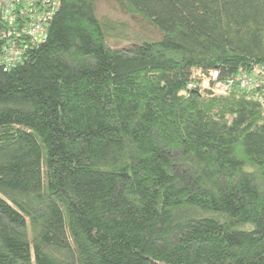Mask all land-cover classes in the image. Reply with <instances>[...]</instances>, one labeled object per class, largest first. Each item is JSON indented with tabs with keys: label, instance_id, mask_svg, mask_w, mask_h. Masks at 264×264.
Returning <instances> with one entry per match:
<instances>
[{
	"label": "trees",
	"instance_id": "obj_1",
	"mask_svg": "<svg viewBox=\"0 0 264 264\" xmlns=\"http://www.w3.org/2000/svg\"><path fill=\"white\" fill-rule=\"evenodd\" d=\"M118 1L161 37L114 48L99 0H61L0 63V264H264L257 91L188 87L264 63V0Z\"/></svg>",
	"mask_w": 264,
	"mask_h": 264
},
{
	"label": "built area",
	"instance_id": "obj_2",
	"mask_svg": "<svg viewBox=\"0 0 264 264\" xmlns=\"http://www.w3.org/2000/svg\"><path fill=\"white\" fill-rule=\"evenodd\" d=\"M60 7L61 0H0V16L6 24L1 35L5 45L0 63L5 70L21 63L28 47L46 41L50 21ZM188 87L214 96L228 95L236 87L255 90L264 109V63L227 79H222L217 70L197 68Z\"/></svg>",
	"mask_w": 264,
	"mask_h": 264
},
{
	"label": "rangeland",
	"instance_id": "obj_3",
	"mask_svg": "<svg viewBox=\"0 0 264 264\" xmlns=\"http://www.w3.org/2000/svg\"><path fill=\"white\" fill-rule=\"evenodd\" d=\"M98 14L107 25L108 41L114 48L129 47L147 38H160L161 33L141 14L124 10L118 0H99Z\"/></svg>",
	"mask_w": 264,
	"mask_h": 264
}]
</instances>
